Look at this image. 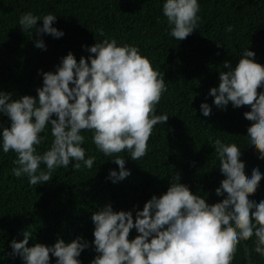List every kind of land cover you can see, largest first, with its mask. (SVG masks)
I'll return each mask as SVG.
<instances>
[{"label": "clouds", "instance_id": "1", "mask_svg": "<svg viewBox=\"0 0 264 264\" xmlns=\"http://www.w3.org/2000/svg\"><path fill=\"white\" fill-rule=\"evenodd\" d=\"M200 10L199 0H163L168 35L182 41L195 32ZM56 20L52 13L38 16L29 11L18 23L23 31L34 29L37 36L60 38L65 33L53 26ZM233 27L228 25L225 31L231 33ZM97 31L105 35L102 28ZM34 43L39 49L47 48L42 38ZM215 43L218 48L223 46ZM82 47L89 55L81 56L79 62L69 51L54 72L40 70L43 85L36 89L37 96L13 98V93L0 91V114L9 119L7 127L0 123V150L16 154L12 172L17 178L26 176L30 185L49 182L54 170L70 164L74 170L81 168V162L88 169L93 167L95 156L86 158L82 147V129L90 131L96 149L114 157L110 160L119 166L118 172L110 170L108 178L113 183L122 181L131 173L125 167V157L117 154L126 152L134 161L146 156L154 126L169 119L166 113L156 114L162 95L168 91L164 73L153 68L139 47L107 37ZM255 60L247 50L235 66L225 60L227 71H220L219 83L208 96L214 97L213 105L221 110L226 111L229 105L237 111L250 109L244 116L252 125L246 136L247 148L264 160V95L258 96V90L264 89V70L254 64ZM200 111L208 117L212 105L202 102ZM48 126L51 143L40 153L37 147L48 140L41 133ZM209 143L223 178L215 192L221 204L209 205L207 194H193L180 182L177 172L171 175L167 191L153 194L142 210L136 206L115 211L108 203L94 212L91 242L80 236L68 243L58 238L51 246H28L33 234L25 230L22 240L11 241L10 255L13 259L18 256L23 264H52L51 257L56 258L54 264H82L78 259L81 253L94 246L97 255L90 264H233L238 245L255 237L252 247L244 244L245 256L249 264L253 253L264 258V199L258 203L249 199L260 187L264 173L256 167L246 178L238 148L219 138ZM132 229L138 235L130 240Z\"/></svg>", "mask_w": 264, "mask_h": 264}, {"label": "trees", "instance_id": "2", "mask_svg": "<svg viewBox=\"0 0 264 264\" xmlns=\"http://www.w3.org/2000/svg\"><path fill=\"white\" fill-rule=\"evenodd\" d=\"M199 27L182 41L168 35L167 18L162 13L163 0H0V91L13 93V98L37 96L42 87L44 72L55 71L60 59L71 51L79 62L89 53L82 47L91 46L105 37L120 44L139 47L155 70L164 73L168 91L162 95L156 114H167L165 124L154 126L148 141L147 155L134 161L126 152L117 155L126 159L130 175L113 183L110 170L119 166L96 149L92 133L82 129L86 158L95 156L93 167L74 170L70 164L52 172V180L43 185H30L26 176L17 178L14 152L0 150V264H23L12 252L11 241L23 239L25 230L32 232L28 246L36 243L54 245L57 239L66 243L82 236L94 240L91 216L105 204L115 211L141 210L153 194L167 191L171 175L180 173L181 183L193 194L205 196L209 205L221 204L215 196L223 182L219 160L209 141L219 138L241 151L240 163L250 178L252 169L264 173V160L247 148L248 130L244 120L250 109L234 110L231 105L221 110L208 96L219 83L225 60L235 66L244 50L256 57L254 64L264 70V0H199ZM31 11L43 16H57L53 26L65 35L54 38L50 34L37 36L34 29L23 31L19 25L22 14ZM42 26V21H38ZM233 25V31H225ZM104 30L100 36L98 29ZM31 31H33L31 33ZM42 38L46 50L35 47ZM96 39V40H95ZM223 44L217 47L216 43ZM94 55V54H93ZM71 86V85H70ZM264 89L258 90V96ZM202 102L212 105V113L204 117ZM195 109V110H194ZM53 118H56L55 115ZM0 123L9 126L7 116L0 114ZM48 140L37 147L43 153L51 143V126L41 135ZM46 170V165L41 164ZM257 203L264 199V178L257 192L249 197ZM135 211L133 217L135 219ZM138 233L130 230L129 239ZM253 237L238 245L233 264H249L244 244L252 247ZM97 255L94 246L85 249L78 258L90 264ZM51 257V254H50ZM55 257H51L52 264ZM251 264H264V258L253 253Z\"/></svg>", "mask_w": 264, "mask_h": 264}]
</instances>
